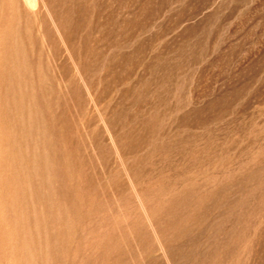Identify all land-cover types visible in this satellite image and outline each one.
<instances>
[{
	"label": "rangeland",
	"instance_id": "1",
	"mask_svg": "<svg viewBox=\"0 0 264 264\" xmlns=\"http://www.w3.org/2000/svg\"><path fill=\"white\" fill-rule=\"evenodd\" d=\"M0 264H264V0H0Z\"/></svg>",
	"mask_w": 264,
	"mask_h": 264
}]
</instances>
